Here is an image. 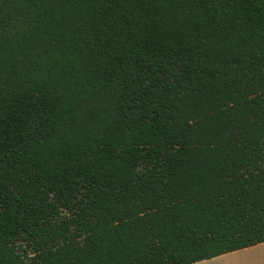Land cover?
Instances as JSON below:
<instances>
[{
    "label": "trees",
    "instance_id": "16d2710c",
    "mask_svg": "<svg viewBox=\"0 0 264 264\" xmlns=\"http://www.w3.org/2000/svg\"><path fill=\"white\" fill-rule=\"evenodd\" d=\"M263 241L264 0H0V264Z\"/></svg>",
    "mask_w": 264,
    "mask_h": 264
},
{
    "label": "crops",
    "instance_id": "0c3cea01",
    "mask_svg": "<svg viewBox=\"0 0 264 264\" xmlns=\"http://www.w3.org/2000/svg\"><path fill=\"white\" fill-rule=\"evenodd\" d=\"M240 253L242 257L241 264H264V241L257 244L243 247L238 250L227 252L209 259L200 260L191 264H211L222 258L224 255Z\"/></svg>",
    "mask_w": 264,
    "mask_h": 264
},
{
    "label": "rangeland",
    "instance_id": "374dc122",
    "mask_svg": "<svg viewBox=\"0 0 264 264\" xmlns=\"http://www.w3.org/2000/svg\"><path fill=\"white\" fill-rule=\"evenodd\" d=\"M242 262V257L240 253H235V254H226L222 258L217 259L216 262L211 263V264H241Z\"/></svg>",
    "mask_w": 264,
    "mask_h": 264
}]
</instances>
